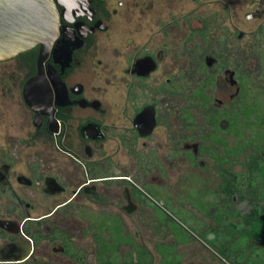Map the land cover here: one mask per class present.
<instances>
[{
	"label": "flooded vegetation",
	"instance_id": "af4514ba",
	"mask_svg": "<svg viewBox=\"0 0 264 264\" xmlns=\"http://www.w3.org/2000/svg\"><path fill=\"white\" fill-rule=\"evenodd\" d=\"M52 2L0 61V264H264V0Z\"/></svg>",
	"mask_w": 264,
	"mask_h": 264
},
{
	"label": "water",
	"instance_id": "95a60500",
	"mask_svg": "<svg viewBox=\"0 0 264 264\" xmlns=\"http://www.w3.org/2000/svg\"><path fill=\"white\" fill-rule=\"evenodd\" d=\"M56 32L57 13L52 0H0V61L37 44L46 48L45 54Z\"/></svg>",
	"mask_w": 264,
	"mask_h": 264
},
{
	"label": "crops",
	"instance_id": "0c3cea01",
	"mask_svg": "<svg viewBox=\"0 0 264 264\" xmlns=\"http://www.w3.org/2000/svg\"><path fill=\"white\" fill-rule=\"evenodd\" d=\"M160 250L162 251L164 256L170 254V251H171L166 246L165 247H160ZM191 259H192L191 264H222L219 261H217L216 259L201 258L200 254H198V252H196V251L192 252V257L190 258V260ZM160 264H173V262L167 259V260H162L160 262ZM183 264H186V262L183 263Z\"/></svg>",
	"mask_w": 264,
	"mask_h": 264
}]
</instances>
